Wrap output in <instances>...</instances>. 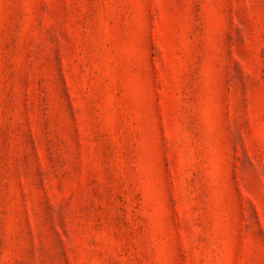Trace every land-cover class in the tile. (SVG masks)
Here are the masks:
<instances>
[{
  "label": "rangeland",
  "instance_id": "1",
  "mask_svg": "<svg viewBox=\"0 0 264 264\" xmlns=\"http://www.w3.org/2000/svg\"><path fill=\"white\" fill-rule=\"evenodd\" d=\"M0 264H264V0H0Z\"/></svg>",
  "mask_w": 264,
  "mask_h": 264
}]
</instances>
